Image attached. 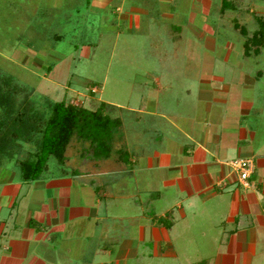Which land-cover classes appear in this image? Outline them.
<instances>
[{
  "label": "crops",
  "instance_id": "obj_1",
  "mask_svg": "<svg viewBox=\"0 0 264 264\" xmlns=\"http://www.w3.org/2000/svg\"><path fill=\"white\" fill-rule=\"evenodd\" d=\"M220 3L219 13L231 11L220 10ZM119 19L129 22L128 29L140 23L135 13ZM260 48L239 54L256 56ZM253 72L231 85L203 76L194 115L156 112L175 130L158 143L153 135L141 143L120 133L107 155L86 158L83 165L65 159L55 173L46 167L28 182L19 179L13 160L0 161V264H121L140 244L171 254V230L188 215L211 220L207 224L217 231L215 242L224 253L211 264H249L257 244H264V109L254 103L258 96L264 100V89L256 93ZM105 105L106 115L121 123ZM153 108L140 114L150 119ZM237 158L253 163L246 188L229 165ZM166 189L171 202L163 212L142 209L143 200L160 199ZM131 208L136 220L129 228Z\"/></svg>",
  "mask_w": 264,
  "mask_h": 264
},
{
  "label": "rangeland",
  "instance_id": "obj_2",
  "mask_svg": "<svg viewBox=\"0 0 264 264\" xmlns=\"http://www.w3.org/2000/svg\"><path fill=\"white\" fill-rule=\"evenodd\" d=\"M220 1L0 0V85L12 92L16 107L29 102L45 115L48 106L61 99L90 110L98 101L105 102L121 120L118 135L125 133L132 141L137 137L141 143L153 135L158 143L175 130L156 112L194 115L196 88L205 81L203 76L210 75L214 85H231L257 69L256 93L264 89V44L258 55L241 57L240 38L229 23L235 17L249 34L264 0H238L237 11L219 13ZM134 13L140 23L128 29L129 22L119 15ZM204 25L213 33H206ZM227 50L230 54L224 59ZM254 103L264 109L262 97ZM152 108L155 115L150 119L140 114ZM99 154L72 144L65 159L76 158L83 165L86 158ZM55 165L48 157L45 172L55 173ZM169 199L166 189L160 199L143 200L142 209L163 212ZM135 210L127 211L129 228L136 220ZM202 220L189 215L177 219L170 234L171 254H156L149 244H140L121 264H195L201 259L211 264L224 250L217 248L212 221ZM253 252L248 263L264 264L263 242Z\"/></svg>",
  "mask_w": 264,
  "mask_h": 264
},
{
  "label": "trees",
  "instance_id": "obj_3",
  "mask_svg": "<svg viewBox=\"0 0 264 264\" xmlns=\"http://www.w3.org/2000/svg\"><path fill=\"white\" fill-rule=\"evenodd\" d=\"M239 5L238 0H221L220 10L237 11ZM253 19L255 28L247 34L244 25L231 18L243 39L244 54L257 53L264 44V8ZM15 105L12 92L0 85V161L13 160L21 181L36 179L45 170L48 157L63 164L65 151L72 144L82 145L93 155L98 152L105 156L111 141L119 138V121L106 115L102 101L90 110L61 99L48 106L46 115V111H36L29 102ZM195 264H205V261Z\"/></svg>",
  "mask_w": 264,
  "mask_h": 264
},
{
  "label": "built area",
  "instance_id": "obj_4",
  "mask_svg": "<svg viewBox=\"0 0 264 264\" xmlns=\"http://www.w3.org/2000/svg\"><path fill=\"white\" fill-rule=\"evenodd\" d=\"M229 165L231 169L236 172L237 180L241 186L244 188L248 187V177L253 169L252 160L248 158H237L230 161Z\"/></svg>",
  "mask_w": 264,
  "mask_h": 264
}]
</instances>
